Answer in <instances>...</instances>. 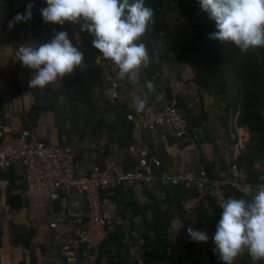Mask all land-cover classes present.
<instances>
[{
	"label": "crops",
	"instance_id": "1",
	"mask_svg": "<svg viewBox=\"0 0 264 264\" xmlns=\"http://www.w3.org/2000/svg\"><path fill=\"white\" fill-rule=\"evenodd\" d=\"M32 3V19L15 23ZM46 0H0V130L11 135L31 132L37 140L77 153L76 171L94 165L125 171L137 164L131 146L143 142L169 173L225 178L231 165L249 144L248 131L236 125V106L225 104L214 84L195 66L192 29L172 0L159 6L160 34L149 45L150 65L141 84L151 80L155 91L146 105L160 111L174 102L187 122V134L177 136L167 127L136 130L129 115L140 116L130 99L141 87L119 82L118 97L106 78L108 68L97 66L90 56L94 37L79 24L45 23L41 9ZM52 29L67 31L74 47L84 54L83 67L49 84L45 89L29 86L33 70L15 58L20 45L49 43ZM248 179L264 181V163H255ZM24 168L14 163L0 168V264H200V248H210L211 264H223L213 249L212 237L221 218L212 201H201L186 213L181 201L192 193L188 184L138 183L131 188L101 191L107 216V237L97 250L82 244L73 261L62 253L64 241H73L86 219L88 204L75 189L61 188L55 199L29 186ZM228 198H251L227 189ZM52 223H58L53 227ZM205 231L207 242L191 239L187 229ZM28 240V245L23 244ZM234 264H252L244 253ZM264 264V262H258Z\"/></svg>",
	"mask_w": 264,
	"mask_h": 264
},
{
	"label": "clouds",
	"instance_id": "2",
	"mask_svg": "<svg viewBox=\"0 0 264 264\" xmlns=\"http://www.w3.org/2000/svg\"><path fill=\"white\" fill-rule=\"evenodd\" d=\"M202 10L216 22L218 31L211 39L231 42L247 55L264 48V0H198ZM41 14L45 23L63 26L66 22L79 24L82 31L90 33L93 47L103 58L118 68V79L128 81L144 90L143 98L135 103L142 112L149 96L155 91L151 80L141 84L143 70L150 65V55L142 37L149 25L155 24V11L145 5V0H46ZM34 5L29 3L24 14H17L9 22L27 23L32 19ZM15 58L25 68L33 70L29 81L31 89H45L49 84L72 74L83 67L84 54L73 46L67 31L54 32L49 43L38 46L20 45ZM264 180V177L261 178ZM248 192H245V196ZM221 218L212 237L214 253L223 264H234L247 253L252 264L264 262V183L256 186L250 200L227 198L220 204ZM191 239L207 242L205 231L187 229Z\"/></svg>",
	"mask_w": 264,
	"mask_h": 264
},
{
	"label": "built area",
	"instance_id": "3",
	"mask_svg": "<svg viewBox=\"0 0 264 264\" xmlns=\"http://www.w3.org/2000/svg\"><path fill=\"white\" fill-rule=\"evenodd\" d=\"M52 29L49 34L50 41L53 38ZM92 61L97 66L108 68L107 82L113 88L111 96L118 97L119 82L116 79L117 66L110 60L103 58L98 49H90ZM130 99L135 105L142 99V94L133 89ZM128 119L136 130H155L159 127H167L175 135L187 134V122L176 104L169 102L160 111L152 105H146L140 116L129 115ZM131 151L137 159V164L125 171H116L111 168H103L94 165L91 169L77 173V153L68 147H60L51 143L41 142L29 131H23L19 135H11L0 130V168H7L14 163H20L24 168L25 182L36 190L46 192L50 198L55 199L61 188H72L83 194L88 204L87 216L82 223L78 236L73 241H64L62 253L67 260L73 261L82 244L89 249L97 250L107 237V216L103 212L101 191L106 188L122 187L131 188L138 183L156 182L161 185L188 184L192 193L184 201L181 208L190 213L204 200L212 201L220 210V204L227 198V189L233 188L243 194L253 195L256 186L264 181L252 182L248 176L240 172L236 162L231 167L233 175L219 178L210 177L201 170L196 177L178 171L169 173L161 170L160 160L151 154L149 148L143 142H137L131 146ZM264 163V159L262 160ZM58 227V223H52ZM210 248L203 244L200 248V264H211Z\"/></svg>",
	"mask_w": 264,
	"mask_h": 264
},
{
	"label": "trees",
	"instance_id": "4",
	"mask_svg": "<svg viewBox=\"0 0 264 264\" xmlns=\"http://www.w3.org/2000/svg\"><path fill=\"white\" fill-rule=\"evenodd\" d=\"M162 1L145 0V5L155 11V24L149 25L142 37L147 48L160 34L158 8ZM172 1L192 29L195 66L214 84L216 94L225 104L223 110L229 112L234 105L237 107L236 125L250 134L246 150L236 157L238 170L248 176L255 163L264 159V48L244 55L231 42L211 39L210 35L218 31L216 22L202 10L198 0ZM231 89L235 90L234 99ZM22 243L28 245V240Z\"/></svg>",
	"mask_w": 264,
	"mask_h": 264
},
{
	"label": "rangeland",
	"instance_id": "5",
	"mask_svg": "<svg viewBox=\"0 0 264 264\" xmlns=\"http://www.w3.org/2000/svg\"><path fill=\"white\" fill-rule=\"evenodd\" d=\"M173 4H174V3H173ZM174 6H175V4H174ZM230 91H231L232 99H234V98L236 97V95H235V90H234V89H231ZM233 104H234V103H233Z\"/></svg>",
	"mask_w": 264,
	"mask_h": 264
}]
</instances>
